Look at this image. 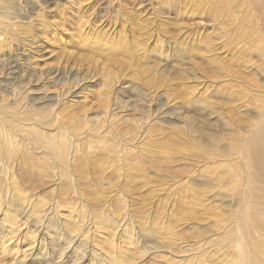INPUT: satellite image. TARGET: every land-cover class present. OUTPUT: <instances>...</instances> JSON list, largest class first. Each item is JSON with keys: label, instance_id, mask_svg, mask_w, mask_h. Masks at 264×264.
I'll return each mask as SVG.
<instances>
[{"label": "rangeland", "instance_id": "374dc122", "mask_svg": "<svg viewBox=\"0 0 264 264\" xmlns=\"http://www.w3.org/2000/svg\"><path fill=\"white\" fill-rule=\"evenodd\" d=\"M1 104L71 146L4 158L0 264H264V0H0Z\"/></svg>", "mask_w": 264, "mask_h": 264}, {"label": "bare ground", "instance_id": "6f19581e", "mask_svg": "<svg viewBox=\"0 0 264 264\" xmlns=\"http://www.w3.org/2000/svg\"><path fill=\"white\" fill-rule=\"evenodd\" d=\"M16 67L14 68V65L8 66L6 68V71H8L7 74L11 73V71L13 73L17 72L18 69L16 71ZM13 76L15 77V74ZM13 76H8V77L11 78ZM12 82L13 81H10V84ZM16 105L20 106V107L16 106V108L18 109L20 108L19 110L26 111V108L23 107L21 101H18ZM2 106L3 105L1 104L0 105V162L2 163H0L1 164L0 170L3 172L10 171L8 168L2 166L3 160L8 154H10L11 150L18 144V142H20L26 144L28 147L29 146L30 147L33 146V148L43 147L44 151L47 152L48 155H50L54 159L58 173L62 175H66L68 168L65 162L67 161L71 142L69 138L67 139V133L65 131L61 130V128L59 127L56 126L53 127V124L49 119L50 113L46 115L44 121L37 120L36 118L31 120L32 118L26 116L27 112L24 115H16L15 112L13 113L12 111H9L8 109H5ZM30 122L33 124V126L31 125ZM245 153L252 166V170L250 174L251 178L256 180L258 183H264V129L261 131L258 137L252 138L246 144ZM253 190L255 191L257 197L259 198V202L264 203V188L261 187L259 184H256ZM11 196L9 195L7 197H10V199H12ZM248 208L249 210L254 212L258 211L257 206L252 205L251 207ZM248 208H246L242 212L241 222L250 219L254 224H260L256 219L255 213H251L250 215ZM31 209L32 207L27 205L22 207L21 210L18 208L17 212L20 210L19 213L24 214L23 216L25 218L23 219V221L25 220L26 222H28V220L37 221L41 219L42 216H40L39 213L36 214L35 216L34 215L31 216L33 214V211L32 212L30 211ZM260 213L264 216V210ZM244 230L242 229L240 231L238 237L234 239V241H236L239 251L242 250L243 256L246 258V260H244V264H258V260L256 259L257 261L255 262L251 257L252 246L250 244L249 229L245 227ZM29 237L31 238V235ZM30 243H32V241ZM18 244H21V242L19 240H16L15 246L17 247ZM17 249L21 253L19 264H25L24 263L25 258L27 257L31 258L32 255L34 254L31 247L27 249L26 248L22 249L21 247H19ZM117 263L115 262L114 264ZM110 264L113 263L110 262Z\"/></svg>", "mask_w": 264, "mask_h": 264}]
</instances>
